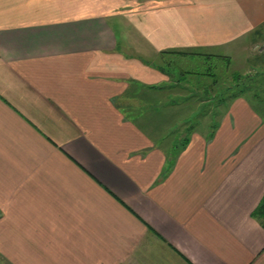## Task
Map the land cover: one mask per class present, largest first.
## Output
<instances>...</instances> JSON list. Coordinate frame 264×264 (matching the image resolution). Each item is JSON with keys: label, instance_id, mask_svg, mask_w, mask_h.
I'll return each mask as SVG.
<instances>
[{"label": "crops", "instance_id": "0c3cea01", "mask_svg": "<svg viewBox=\"0 0 264 264\" xmlns=\"http://www.w3.org/2000/svg\"><path fill=\"white\" fill-rule=\"evenodd\" d=\"M255 36L264 0H0L1 262L264 264V62L188 127L164 58Z\"/></svg>", "mask_w": 264, "mask_h": 264}, {"label": "rangeland", "instance_id": "374dc122", "mask_svg": "<svg viewBox=\"0 0 264 264\" xmlns=\"http://www.w3.org/2000/svg\"><path fill=\"white\" fill-rule=\"evenodd\" d=\"M125 49L128 51V48ZM137 50L146 61H160V57L152 58L148 49L140 51L141 49L137 48ZM244 50L247 52L245 53ZM169 53L170 55L164 58L170 63V70L179 78L177 80L179 85L177 88L167 90L168 96L177 95L176 97H179L177 101L185 100L189 103L201 101L199 106H196L197 114H192L191 118L185 122V126L188 127L196 125L201 127L210 118L211 113L217 116L216 113L222 108L218 103L226 94L228 98L229 94L235 91V84L241 82L242 78L251 76L253 71H249L248 66L254 61L259 64L264 62V36L262 38L255 36L244 42L241 49L230 50L231 56L227 55V44L192 53ZM236 75H240L237 78L239 81L235 80ZM203 99L205 101H202ZM0 264H3L1 260Z\"/></svg>", "mask_w": 264, "mask_h": 264}, {"label": "trees", "instance_id": "16d2710c", "mask_svg": "<svg viewBox=\"0 0 264 264\" xmlns=\"http://www.w3.org/2000/svg\"><path fill=\"white\" fill-rule=\"evenodd\" d=\"M237 77H236V81H239L237 78H239L240 77V75H236ZM243 80H241V82H237L236 84H237V86H236V84H235V91H233L231 94H229V96H236L237 94H239V93H242V92H244V91H247V90H249L250 89V87H249V84H253L252 82L250 83V75L247 77H244V78H242ZM247 79V80H246ZM247 81V82H246ZM246 83H249L248 84V86H246V85H244V84H246ZM242 84H243V87H241L242 86ZM225 89H226V87H225ZM253 91H256L255 90V88H253ZM225 96H227V94L225 95ZM195 114H197V110L194 112ZM212 132H213V130H211V132H210V134H212ZM186 139V137H184L183 138V140H185ZM257 214H259L260 216H262L263 217V219H264V204H260L259 206H258V208H257Z\"/></svg>", "mask_w": 264, "mask_h": 264}]
</instances>
